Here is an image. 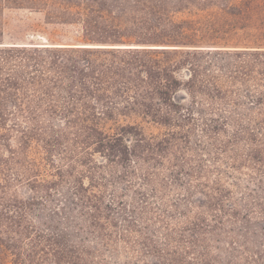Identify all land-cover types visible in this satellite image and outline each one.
I'll return each mask as SVG.
<instances>
[{
	"label": "trees",
	"instance_id": "1",
	"mask_svg": "<svg viewBox=\"0 0 264 264\" xmlns=\"http://www.w3.org/2000/svg\"><path fill=\"white\" fill-rule=\"evenodd\" d=\"M121 258L264 264V0H0V264Z\"/></svg>",
	"mask_w": 264,
	"mask_h": 264
},
{
	"label": "rangeland",
	"instance_id": "2",
	"mask_svg": "<svg viewBox=\"0 0 264 264\" xmlns=\"http://www.w3.org/2000/svg\"><path fill=\"white\" fill-rule=\"evenodd\" d=\"M5 42L14 43H40L41 36L49 37L52 33H63V28L46 26L43 24L42 17L37 14L23 11H7L4 17ZM124 123L138 124L144 135H160L163 130L152 125H147L139 119L126 120ZM109 127H112L109 125ZM120 263L124 262L121 258Z\"/></svg>",
	"mask_w": 264,
	"mask_h": 264
}]
</instances>
